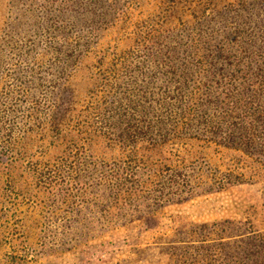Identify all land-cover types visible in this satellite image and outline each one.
<instances>
[{
  "label": "rangeland",
  "instance_id": "1",
  "mask_svg": "<svg viewBox=\"0 0 264 264\" xmlns=\"http://www.w3.org/2000/svg\"><path fill=\"white\" fill-rule=\"evenodd\" d=\"M99 1L0 0V264H245L264 245V131L227 147L210 128L241 118L215 108L186 131L195 142L121 137L123 99L177 96L179 75L123 52L167 30L133 38L155 0H115L106 15ZM184 23L169 30L185 35ZM157 109L134 128L167 115ZM184 178L195 194L173 201Z\"/></svg>",
  "mask_w": 264,
  "mask_h": 264
},
{
  "label": "trees",
  "instance_id": "2",
  "mask_svg": "<svg viewBox=\"0 0 264 264\" xmlns=\"http://www.w3.org/2000/svg\"><path fill=\"white\" fill-rule=\"evenodd\" d=\"M155 1L153 11L158 12L146 15V19L137 24L138 29L133 38L139 30L154 29L157 25L167 30L156 35L145 32L146 34L139 35L141 40L135 47H128L123 52L128 55L137 52L144 62L149 61L164 69L161 74L174 77L179 75L174 82L179 84L177 89L181 93L165 98H152L147 93L136 94L134 100L125 97L122 104L126 109L120 115L128 117L130 121L124 124L126 128H123L120 136L129 134L134 138L156 137L164 142L175 131L174 134L179 133L177 138L191 142L196 137L189 136L186 131L193 129V126L210 124L213 117L211 110H222L228 119L231 111L238 110L240 122L236 124L219 119L210 130L215 134L214 139L221 138L225 146L246 151L255 139V136L254 139L251 138L248 131L253 128L264 131V0ZM222 2L225 4L220 6ZM205 3L213 5L205 7ZM93 6L98 7L95 12L105 15L108 10L113 13L117 9L119 11L115 0H110L108 4L95 2ZM123 9L126 13V6ZM205 9L212 11L208 15H201L205 13ZM140 17V14L137 15L138 19ZM189 18L193 20L192 23L186 20ZM183 22L186 29L180 31L185 32V35L169 30ZM107 24V27L119 30L125 26L114 24L112 20ZM202 63H206L207 68L195 77V68H200ZM134 72H138L137 76H141L142 81L145 79L141 67L132 69V73ZM156 75L157 73L154 77ZM191 85L198 91L197 102L184 98L183 91ZM195 104L197 109L194 112ZM158 106L165 107L167 115L156 116L140 128H134L139 125L133 122L137 114L140 122H143L152 112L158 110ZM153 122L157 123L156 126L152 125ZM223 123L226 125L225 130H222ZM121 124L123 123L117 121V130ZM132 141L135 142L133 139ZM208 141L210 140H206ZM187 180L185 190H181L186 196L173 201L180 202L194 196L195 190L188 188ZM182 193L178 192V197ZM246 257L245 264H264V245H259L255 252H247Z\"/></svg>",
  "mask_w": 264,
  "mask_h": 264
}]
</instances>
